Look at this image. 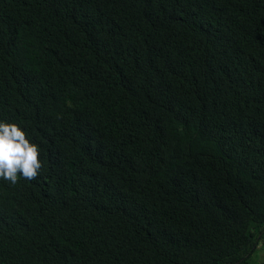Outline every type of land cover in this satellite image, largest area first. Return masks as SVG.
Wrapping results in <instances>:
<instances>
[{
	"label": "trees",
	"instance_id": "trees-1",
	"mask_svg": "<svg viewBox=\"0 0 264 264\" xmlns=\"http://www.w3.org/2000/svg\"><path fill=\"white\" fill-rule=\"evenodd\" d=\"M0 264H264V0H0Z\"/></svg>",
	"mask_w": 264,
	"mask_h": 264
},
{
	"label": "clouds",
	"instance_id": "clouds-1",
	"mask_svg": "<svg viewBox=\"0 0 264 264\" xmlns=\"http://www.w3.org/2000/svg\"><path fill=\"white\" fill-rule=\"evenodd\" d=\"M41 151L26 136L22 125L0 121V179L16 184L18 173L35 179L42 168Z\"/></svg>",
	"mask_w": 264,
	"mask_h": 264
},
{
	"label": "rangeland",
	"instance_id": "rangeland-1",
	"mask_svg": "<svg viewBox=\"0 0 264 264\" xmlns=\"http://www.w3.org/2000/svg\"><path fill=\"white\" fill-rule=\"evenodd\" d=\"M254 262L258 261L259 263L264 261V245H261L258 253L253 256Z\"/></svg>",
	"mask_w": 264,
	"mask_h": 264
}]
</instances>
